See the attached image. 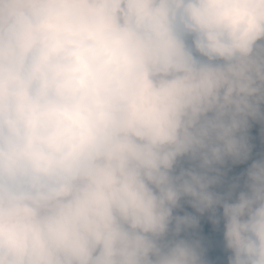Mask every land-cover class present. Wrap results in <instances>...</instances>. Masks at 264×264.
<instances>
[{
    "label": "clouds",
    "instance_id": "1",
    "mask_svg": "<svg viewBox=\"0 0 264 264\" xmlns=\"http://www.w3.org/2000/svg\"><path fill=\"white\" fill-rule=\"evenodd\" d=\"M250 121L264 0H0V264H264Z\"/></svg>",
    "mask_w": 264,
    "mask_h": 264
},
{
    "label": "trees",
    "instance_id": "2",
    "mask_svg": "<svg viewBox=\"0 0 264 264\" xmlns=\"http://www.w3.org/2000/svg\"><path fill=\"white\" fill-rule=\"evenodd\" d=\"M251 127L249 130V142L252 145L254 140L256 139V132L259 128L264 127L258 121H250ZM264 123V122H263ZM260 146L263 148L260 154L256 157V159L264 156V138L260 141ZM182 167L188 168L191 166V162H181ZM251 164L248 161L246 164L240 165H229L227 171V177L225 179V184L218 187L216 190L224 193L227 191L228 184L236 177H239L242 173H244ZM182 208L178 209L176 214L184 215L185 212L190 213L192 215H197L200 218V227L194 232H190L187 235L191 238L199 239L203 243L206 251L211 254V259L207 258L209 264H228L229 257L231 253L226 249L224 240H223V223L221 222L220 226H215L210 217L211 213H205L203 216H200L199 213L193 209L187 200L182 201ZM218 215L222 217V209L218 210Z\"/></svg>",
    "mask_w": 264,
    "mask_h": 264
},
{
    "label": "rangeland",
    "instance_id": "3",
    "mask_svg": "<svg viewBox=\"0 0 264 264\" xmlns=\"http://www.w3.org/2000/svg\"><path fill=\"white\" fill-rule=\"evenodd\" d=\"M260 123L264 125L263 122ZM263 138H264V127L259 128L256 132V139L252 144V158L249 160L251 163L253 160L256 159V157L260 154V152L263 149L259 144ZM182 162H188L187 158H185V160H183ZM206 256L207 258L211 259V254L208 251H206Z\"/></svg>",
    "mask_w": 264,
    "mask_h": 264
}]
</instances>
